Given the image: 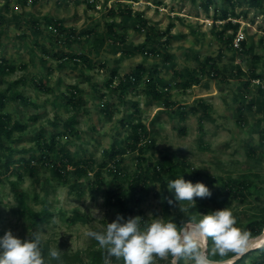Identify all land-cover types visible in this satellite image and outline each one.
Returning <instances> with one entry per match:
<instances>
[{"label":"rangeland","instance_id":"rangeland-1","mask_svg":"<svg viewBox=\"0 0 264 264\" xmlns=\"http://www.w3.org/2000/svg\"><path fill=\"white\" fill-rule=\"evenodd\" d=\"M213 1L206 6L205 0H0V58L16 66L0 83V93L6 95L2 111L27 124L25 130L14 133V140L4 142L13 146L14 158H27L32 152L40 156L38 142L60 132L51 152L53 161L39 163L32 175L26 168L19 180L13 172L1 171L0 238L10 230L21 240L27 239L34 232L32 212L46 213L36 229L44 235L45 257L50 248L58 247L63 264H92L94 252L104 253V249L87 232L103 231L118 215L125 221L130 218L109 201V191L115 188L129 202L131 217L142 218V227L154 218L172 220L179 226L188 215L179 210L178 202L166 210L168 188L164 191L162 181L151 178L153 168L163 163L165 183L181 177L192 182L191 171L203 175L212 195L196 198L191 215L200 219L228 207L237 219L235 226L251 232L249 250L262 246L264 231L256 235L247 224L264 216V144L260 138L264 89L259 91L257 80L250 84L246 80L254 69L264 83V13L248 6V0H239L234 7L231 18L239 22L238 31L246 40L242 51L231 45L232 30L224 29L226 20L215 19L229 5ZM111 8H130L131 16L112 14ZM137 13L148 21L144 30L136 27ZM55 19L62 23V34L50 31V21ZM112 19L114 30L126 36L124 42L109 38ZM169 24L172 27L164 46L163 32ZM71 29L79 36L65 41ZM145 42L147 50L160 42L161 52L169 54L170 61L137 49ZM51 51L65 56L84 53L91 62L61 60ZM209 57L215 62L214 76L202 75L199 82L184 87L189 72L199 73ZM139 63L146 72L124 93L106 85L112 70L117 72L115 85ZM155 68L154 78L168 90L169 106L145 93V80ZM206 68L214 70L210 63ZM71 92L82 103L67 102ZM33 115L37 118L32 119ZM134 122L146 126L143 149L131 147ZM42 134L44 138L39 136ZM112 146L122 152L118 170H114L118 157L108 156ZM65 153L89 168L70 166L66 177L56 176L52 164H60ZM138 174H146V186L139 191L131 187ZM227 180H246L249 185L244 196L233 199L218 192V186ZM208 246L210 249L211 239ZM256 253L251 252L240 264L250 263ZM233 255L229 253L224 261ZM171 259L170 255L166 259L154 256L153 264H171ZM113 264H117L115 258ZM180 264L194 261L182 259Z\"/></svg>","mask_w":264,"mask_h":264},{"label":"trees","instance_id":"trees-1","mask_svg":"<svg viewBox=\"0 0 264 264\" xmlns=\"http://www.w3.org/2000/svg\"><path fill=\"white\" fill-rule=\"evenodd\" d=\"M34 0H24L25 3H29V2H33ZM224 3H227L229 5V8H222V10L220 11V14L215 15V19H220V20H226L224 22V29H231L232 30V35L229 38V41L231 43V45L233 46V38L236 34V32L238 31L239 28V22L238 21H233L231 16L234 15V7L238 4L239 0H223ZM89 3V2H88ZM212 3H214L213 0H205V5L206 6H210ZM248 6L255 8L256 10L264 13V0H248L247 1ZM94 5V4H91ZM112 9V11H111ZM109 11H111L112 14H114V12L120 13L123 16H131V9L130 8H124V9H120L118 11H113V8H111ZM0 18L3 17L2 14L0 13ZM137 17V22H136V27L138 28V30H144L145 27H147V20L145 18H143V14L141 13H137L135 15ZM51 32L52 34H62V30H63V26L60 20H51ZM35 25V23H33ZM115 25L116 22L114 19H112V21L108 24V35L109 38L115 39V41L120 40L121 42H124L126 39V36L122 33H117L115 29ZM53 27L57 28V32H53ZM172 27V24H169L167 29L163 32V35L165 36V40L163 43V45L165 46V44L167 43V35L170 32ZM148 31V30H147ZM223 31L221 30L219 32V36H223ZM86 33H89V31H87ZM150 35V34H149ZM65 41H73L76 37L78 38L79 34L76 33V31L74 29H71L69 33L65 34ZM148 39V36H146V40ZM160 42L158 43V45L156 46H152V48H150V50H147L146 47V42L140 44L139 46H136L137 49H140L142 52H152V53H156V54H160L163 58L164 62H168L170 61V56L169 54L166 53H162L161 48L159 47ZM246 47V40L243 39L241 41V50L244 51ZM233 48H235L233 46ZM237 49V48H236ZM239 49V48H238ZM47 51V50H45ZM51 55L56 56L59 59H64V58H69L71 60L74 61V63H79L78 59H80V61H85L86 63L91 62L90 58L84 54V53H73V54H58L57 51H51L50 52ZM162 53V54H161ZM210 63L211 67H213L214 70H207L206 66ZM102 65H104L102 63ZM16 69V66L14 63L7 61L6 58H0V83H2L4 75L10 72H13ZM238 70H240V72H242L241 68H238ZM146 72V68L144 67L143 64L139 63L137 64L133 70L125 73L117 82V84L115 82L116 77H117V72L115 70H112L109 74V78L106 82V85L113 87L114 90L120 92V94L124 93L126 91V89L133 85L136 84L145 74ZM158 70L155 68L152 72L148 73V77L145 80L147 87L145 90V93L152 99V100H157L162 101L164 103V105L169 106L172 103L167 99L168 96V90L165 87H160L159 83L157 82V80L154 78V73H157ZM215 74V62L212 61L211 62V58H207L205 65H202L200 67V72L196 73H192L189 72L188 77H185V80L183 81L182 85L184 87H189L191 85H193L194 83L199 82L202 78V75H208V76H214ZM255 78H262V76L260 74H256V72L254 71V69H251L250 75L248 76V79L246 80V83L250 84L252 82L253 79ZM177 83V82H176ZM263 87L259 86V91L263 92ZM73 91V90H72ZM67 98V102L72 103L74 105H78L80 103H82L81 98H77V100H74V93L71 92L69 97ZM5 99H6V95L5 93H0V173L3 170L4 172L10 171L13 172L14 174H16L17 179H22L25 173L26 168H28V172L30 175H32L34 173V169L36 166L39 165V163L43 164L46 162L51 161V152L55 150V145L57 143V138L60 135V132L57 133H52L50 135L49 139H45L42 141L38 142V148L40 149V156H36L35 154H30L29 157L25 158V157H21V158H14L13 157V146L11 145H7L4 140H14L13 135L15 132L17 131H23L26 129L27 124L24 122H21L19 120L16 119H12L11 114L8 112H3L2 109L4 108L5 105ZM107 109V108H105ZM183 115V111L180 112V116L182 117ZM32 119L37 118V115H33L31 116ZM74 119V118H72ZM75 120H71V122H73ZM70 125V123H67V125ZM145 124H143L142 122H134L131 126V133L130 136L133 140V143L131 145L132 149H143V141L146 139L145 137ZM261 135V142L262 144H264V128L261 129L260 131ZM41 138H44V135H39ZM39 140V139H38ZM145 143V142H144ZM104 151V150H103ZM121 150L115 148L114 146H112L111 150L108 152V156L110 159H112L113 157H118L115 158V164L114 170H118V168H116V166H118L119 162L122 161V158L119 157L121 154ZM38 161V162H37ZM53 161V159H52ZM166 162L170 163V160L165 159ZM102 165H104V163H102ZM70 166L75 167L76 170H82L85 168H89L88 164H80V162L77 161H72L71 158L68 157V155L65 153L63 154V158L60 161V164L57 163H53L52 164V169H53V173L60 177V178H64L66 177V175L69 173V168ZM164 165L163 163L161 165L157 164L156 167L153 168V171L151 173V178L152 179H160L162 181L161 185L163 187V190L166 191L167 190V183H165L164 180ZM100 174L101 171L99 169H97L95 171V175H96V181L97 183H100ZM191 175H192V182L193 184L197 183V182H201V183H205L204 181V177L202 174H200L197 171H191ZM145 180H146V174L144 175H140L138 174L136 176V178L132 179L131 182V187H133L134 189H136L137 191L141 190L142 187L144 188L146 186L145 184ZM248 185L249 183L245 180H227L224 184L219 185L217 190L218 192H220L222 195H224L225 197H229V198H233V199H237V198H241L244 196L243 191L245 189H248ZM96 189L99 188V184H96ZM14 192L18 191L19 194V190L16 187L12 188ZM168 192V200L169 199H173L174 201V196L175 193L174 192H170L169 190H167ZM168 200L165 202L164 207L166 210H168L170 204L168 203ZM109 201H111L112 203H115L117 205L120 206L122 212L125 214V216L127 217H131L132 216V210L129 207V202L123 197L122 192L119 188H115L109 191ZM175 202V201H174ZM46 214V213H45ZM43 214L40 215L38 213L32 212V218H33V230L36 231V229L39 227L40 223L42 221L45 220L46 215L48 214ZM247 228L249 230L252 231V233L258 235L261 234L264 231V216L261 219H256V220H252L251 222H249L247 224ZM256 251V255L253 257L252 261L250 263H245V264H264V245L262 246H258L254 249L249 250L248 253L244 254L240 259L235 261V264H240L244 262V258L246 256H248L251 252ZM103 257H104V253H101L100 251H95L93 256H92V264H101L103 262Z\"/></svg>","mask_w":264,"mask_h":264},{"label":"clouds","instance_id":"clouds-1","mask_svg":"<svg viewBox=\"0 0 264 264\" xmlns=\"http://www.w3.org/2000/svg\"><path fill=\"white\" fill-rule=\"evenodd\" d=\"M167 188L175 193L174 201L188 219L178 226L172 220L154 218L142 227L140 216L125 221L118 215L103 231L89 230L87 235L104 249L103 264H113V258L117 264L121 260L123 264H153L154 256L166 259L169 255L171 264H180L182 259H191L194 264H235L249 251L251 232L235 226L237 219L230 208L209 212L200 219L189 213L196 206V198L212 195L205 184H193L181 177L168 181ZM174 201L169 199L168 203ZM43 239L39 231L28 234L24 240L10 230L5 232L0 238V264H52L54 260L63 264L58 247L50 248L45 257ZM229 253L234 255L225 262L223 258ZM217 255L220 260L210 259Z\"/></svg>","mask_w":264,"mask_h":264},{"label":"built area","instance_id":"built-area-1","mask_svg":"<svg viewBox=\"0 0 264 264\" xmlns=\"http://www.w3.org/2000/svg\"><path fill=\"white\" fill-rule=\"evenodd\" d=\"M53 32H57V28L56 27H53ZM245 39V35L243 34L242 31H237L234 38H233V46L235 48H241V41ZM78 61H80V59L76 58ZM254 80H257L258 84L261 85L263 88H264V83H262V79L260 78H255L253 79Z\"/></svg>","mask_w":264,"mask_h":264},{"label":"water","instance_id":"water-1","mask_svg":"<svg viewBox=\"0 0 264 264\" xmlns=\"http://www.w3.org/2000/svg\"><path fill=\"white\" fill-rule=\"evenodd\" d=\"M264 235V233L261 235V236H263ZM262 239V238H261ZM261 245H264V242L263 241H261V243H260Z\"/></svg>","mask_w":264,"mask_h":264},{"label":"bare ground","instance_id":"bare-ground-1","mask_svg":"<svg viewBox=\"0 0 264 264\" xmlns=\"http://www.w3.org/2000/svg\"><path fill=\"white\" fill-rule=\"evenodd\" d=\"M261 238H262V239H261V241H263V242H264V235H263V236H261Z\"/></svg>","mask_w":264,"mask_h":264}]
</instances>
